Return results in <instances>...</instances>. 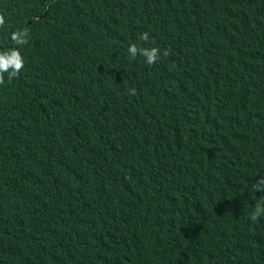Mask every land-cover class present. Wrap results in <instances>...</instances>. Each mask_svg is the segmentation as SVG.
<instances>
[{
	"label": "trees",
	"instance_id": "obj_1",
	"mask_svg": "<svg viewBox=\"0 0 264 264\" xmlns=\"http://www.w3.org/2000/svg\"><path fill=\"white\" fill-rule=\"evenodd\" d=\"M260 200L264 0H0V264H264Z\"/></svg>",
	"mask_w": 264,
	"mask_h": 264
},
{
	"label": "clouds",
	"instance_id": "obj_2",
	"mask_svg": "<svg viewBox=\"0 0 264 264\" xmlns=\"http://www.w3.org/2000/svg\"><path fill=\"white\" fill-rule=\"evenodd\" d=\"M141 39L147 41L148 33H144L142 35ZM129 52H132L133 54H135L136 47L135 46H130ZM157 52H158V50L155 49V48H153L151 50H144L143 54L147 57V62L149 64H152V63L155 62V60L157 59ZM165 54H167V53H165ZM133 56H135V55H133ZM21 67H22V64H21ZM255 187H256V189L259 188V183L258 182H257ZM262 201H264V200L258 201L257 204L255 205L254 210H253V212L250 215V219L251 220H253V221L257 220L261 216V214L264 213V209H262L260 207V204H261Z\"/></svg>",
	"mask_w": 264,
	"mask_h": 264
}]
</instances>
